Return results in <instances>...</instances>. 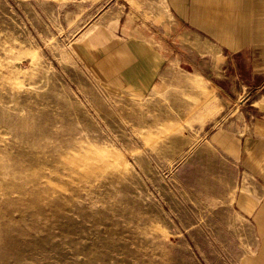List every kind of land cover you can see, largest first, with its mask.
I'll list each match as a JSON object with an SVG mask.
<instances>
[{
  "label": "rangeland",
  "instance_id": "rangeland-1",
  "mask_svg": "<svg viewBox=\"0 0 264 264\" xmlns=\"http://www.w3.org/2000/svg\"><path fill=\"white\" fill-rule=\"evenodd\" d=\"M246 46L165 0H0V264L262 258L264 42Z\"/></svg>",
  "mask_w": 264,
  "mask_h": 264
},
{
  "label": "crops",
  "instance_id": "crops-1",
  "mask_svg": "<svg viewBox=\"0 0 264 264\" xmlns=\"http://www.w3.org/2000/svg\"><path fill=\"white\" fill-rule=\"evenodd\" d=\"M172 5L176 14L186 20L195 30H199L208 36L215 39L221 46L235 52L242 45L245 47L248 42L252 43L253 55L256 61L260 60L263 56L262 43L264 42V33L258 29L264 25L263 21H258V18L264 14V0H165ZM188 2V3H187ZM247 21V24H246ZM197 37V36H196ZM198 39V37H197ZM200 41V42H199ZM196 40L195 48L197 53L200 49H204L206 43L201 40ZM201 45H200V44ZM261 45V46H260ZM207 46V45H206ZM141 47V46H138ZM128 50L124 54H130V57L136 56L139 52H134V47H127ZM128 51V52H127ZM133 51V53L131 52ZM203 50H201L202 52ZM147 54V56L145 55ZM143 54L141 65L136 69L137 73L144 72L148 74L150 67L154 65V56L151 55L149 48ZM200 54V53H199ZM111 61L108 62L106 56L102 59V66L107 70L109 66V76H121L122 81L125 83H132V74H135L134 69H127L125 65L132 66L134 62H120L117 56L110 54ZM114 56V57H113ZM151 57V58H150ZM159 64V63H158ZM260 64V63H259ZM252 70L257 75L264 73V68H260L258 63L252 64ZM127 72V73H126ZM262 154L264 156V144H262ZM240 208L248 211L246 205L248 202H240ZM260 214L257 215V222L260 224V233H264V206ZM263 237V236H261ZM262 258L257 262L251 264H264V239H262Z\"/></svg>",
  "mask_w": 264,
  "mask_h": 264
},
{
  "label": "bare ground",
  "instance_id": "bare-ground-1",
  "mask_svg": "<svg viewBox=\"0 0 264 264\" xmlns=\"http://www.w3.org/2000/svg\"><path fill=\"white\" fill-rule=\"evenodd\" d=\"M260 214V213H259Z\"/></svg>",
  "mask_w": 264,
  "mask_h": 264
}]
</instances>
